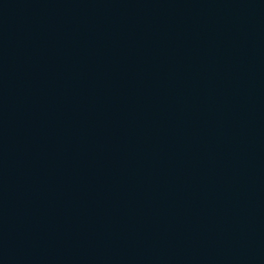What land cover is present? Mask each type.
<instances>
[{
  "label": "water",
  "instance_id": "95a60500",
  "mask_svg": "<svg viewBox=\"0 0 264 264\" xmlns=\"http://www.w3.org/2000/svg\"><path fill=\"white\" fill-rule=\"evenodd\" d=\"M0 264H264V0H0Z\"/></svg>",
  "mask_w": 264,
  "mask_h": 264
}]
</instances>
